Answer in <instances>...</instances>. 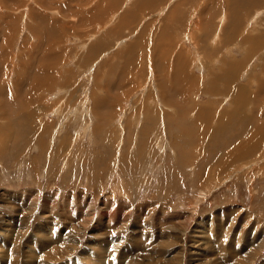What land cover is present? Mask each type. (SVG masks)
<instances>
[{
    "label": "rangeland",
    "instance_id": "1",
    "mask_svg": "<svg viewBox=\"0 0 264 264\" xmlns=\"http://www.w3.org/2000/svg\"><path fill=\"white\" fill-rule=\"evenodd\" d=\"M263 234L264 0H0V264H236L216 246Z\"/></svg>",
    "mask_w": 264,
    "mask_h": 264
},
{
    "label": "bare ground",
    "instance_id": "2",
    "mask_svg": "<svg viewBox=\"0 0 264 264\" xmlns=\"http://www.w3.org/2000/svg\"><path fill=\"white\" fill-rule=\"evenodd\" d=\"M126 2V1H125ZM145 3H147L146 1H145ZM144 3V4H145ZM150 4V3H149ZM159 12V11H158ZM167 17V16H166ZM223 21V20H222ZM222 24V23H221ZM218 34V33H217ZM217 34H215L214 36L216 37L217 36ZM194 40V39H193ZM34 209V208H33ZM54 209V208H53ZM26 211V210H25ZM111 215V214H110ZM243 224H245V223H247V220L246 221H244V222H242ZM46 225V224H45ZM117 227V226H116ZM121 227V226H120ZM104 230V229H103ZM255 229H253V228H250V234L251 233H253V231H254ZM41 231V230H40ZM43 232H44V230H43ZM43 235H41L42 237H40V239H37V240H39V243H38V249L37 250H39V251H42V249H44V248H47V246L48 245H50L51 244V232H47V233H42ZM194 236H195V234H194ZM197 237V236H196ZM261 237V236H260ZM66 239L67 238H69V237H65ZM198 238H200V237H198ZM54 239V238H53ZM68 240H71L70 238L68 239ZM158 240V239H157ZM164 240V239H163ZM162 240V241H163ZM134 241V240H133ZM165 241V240H164ZM175 241V240H174ZM224 241V240H223ZM36 242V241H35ZM132 242V241H131ZM191 242H193V243H195V244H197V245H195L193 248H195V249H197L198 247H196V246H198L199 245V243H200V240H197V238H196V240H191ZM205 242V240H201V243H204ZM219 242V241H218ZM217 242V243H218ZM239 242V241H238ZM259 244L258 245H256V247H254L253 248V250L249 253V255L246 257V254L248 253V248H249V246L251 245V243L249 242V241H246L245 242V248H244V251H242L241 253H242V256H241V254L239 255V254H237V252H236V248H233V247H229L228 245H223V246H216V251L220 254V256H219V260L221 261V262H227L228 263V260H229V258H227L225 255H226V253H228V252H232V253H235V256L237 257V258H242V259H244L245 261L244 262H242L241 263V261L239 260V261H237L236 262V264H250V261H251V259L253 258V256H254V254H256V252L264 245V234L262 235V237H261V240H259ZM25 244L26 242H22V240L20 241V240H18V241H16L15 242V244H16V246L18 247V246H20V244ZM167 243L170 245L171 244V242H169V241H167ZM221 243V242H220ZM219 243V244H220ZM156 244V243H155ZM101 245V244H100ZM125 245V244H124ZM216 245V244H215ZM237 245V244H236ZM14 246V245H13ZM135 246V245H134ZM179 246H181V245H179ZM178 246V248L179 249H177V248H175V249H170L169 251H168V257H167V260L165 261V263L164 264H182V261H183V258H184V256H183V249L181 248V247H179ZM238 246H240V245H238ZM23 247V246H22ZM32 247V246H31ZM50 247V246H49ZM65 247V246H64ZM152 247V246H151ZM29 248V247H28ZM66 248V247H65ZM108 248V247H107ZM119 248V250H118V263H120L119 262V260H121L122 258L121 257H123L124 255H123V253H124V250L123 249H125L126 248V246H124V247H118ZM20 248L18 247V248H16V247H13V252H15V251H22V249H20ZM117 249V248H116ZM240 249H243V246L242 247H240ZM30 250V249H29ZM58 250L59 249H55V247H51V251H50V253L49 254H46V255H48V256H46V258L47 259H49L50 258V256H51V258L52 257H54L55 255H56V253L58 252ZM157 250H159V249H157ZM133 251V250H132ZM161 251V253L160 254H158L157 253V251H155V253L156 254H158V255H163V254H166V252L165 251H162V250H160ZM23 252L25 253L24 255L26 256V257H28L27 256V251L26 250H23ZM70 252V251H69ZM193 252H195V251H193ZM46 253H48V252H46ZM136 253V252H135ZM17 254V253H16ZM95 254V253H94ZM154 254V253H153ZM96 255V254H95ZM149 255V254H148ZM151 255V254H150ZM115 256V255H114ZM241 256V257H240ZM16 257V256H15ZM87 257V256H86ZM155 257V256H154ZM32 258H33V256H32ZM126 258L127 259H129V261L130 262H128L129 264H133V263H135V264H137L135 261H137L138 260V258H137V256L136 255H128L127 254V256H125V260H126ZM157 258V257H156ZM12 259V258H11ZM154 259V258H153ZM162 260V259H161ZM231 260V259H230ZM18 262V261H17ZM98 262V261H97ZM103 262V261H102ZM122 263H124L123 261H121ZM146 262V261H145ZM13 263H15V261H11V260H9L8 262H7V264H13ZM149 263V262H148ZM15 264H17V263H15ZM38 264H43V262H39ZM99 264V263H98ZM127 264V263H126Z\"/></svg>",
    "mask_w": 264,
    "mask_h": 264
}]
</instances>
